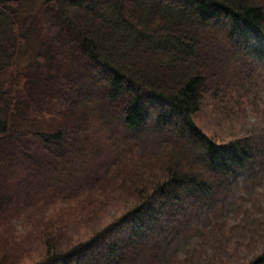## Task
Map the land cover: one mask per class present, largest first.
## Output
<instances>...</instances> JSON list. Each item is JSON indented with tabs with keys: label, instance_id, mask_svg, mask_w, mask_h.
Masks as SVG:
<instances>
[{
	"label": "trees",
	"instance_id": "1",
	"mask_svg": "<svg viewBox=\"0 0 264 264\" xmlns=\"http://www.w3.org/2000/svg\"><path fill=\"white\" fill-rule=\"evenodd\" d=\"M256 60L264 0H0V230L30 245L0 264H187L185 217L264 171V134L199 122L256 103Z\"/></svg>",
	"mask_w": 264,
	"mask_h": 264
},
{
	"label": "rangeland",
	"instance_id": "2",
	"mask_svg": "<svg viewBox=\"0 0 264 264\" xmlns=\"http://www.w3.org/2000/svg\"><path fill=\"white\" fill-rule=\"evenodd\" d=\"M252 64L255 76L251 80L249 93L257 97L256 103L250 102L245 106L243 113H237L225 120L216 119L210 111H205V117L199 122L212 137L240 139L264 134V61H252ZM152 138L141 145L142 153H157L163 149L164 145ZM248 176L249 173H245L239 177L238 184L227 199L216 201L211 206L193 211L185 217V223L190 221V227H185L181 231L183 242L178 247L184 246L185 250L187 246L191 249L192 256L189 257L187 264H245L264 250V171L259 172L257 177L251 180ZM246 185L249 186L248 191L243 189ZM28 211L27 209L24 213ZM116 212L117 210L112 209L108 214L115 216ZM214 227L219 228L221 233L213 236L216 239L211 237L204 246L198 237L204 229ZM9 229L12 231V228ZM11 231L0 230V250L3 251L6 247L11 254L20 257L30 245L26 244L28 240L20 239L23 235L21 234L17 241L19 247L16 244L6 246L7 240L11 239ZM202 235L204 236V233ZM219 237L222 239L218 240ZM184 250L181 249L178 254ZM1 251L0 256L5 253ZM27 256L28 254H25V257ZM25 257L22 264H29Z\"/></svg>",
	"mask_w": 264,
	"mask_h": 264
}]
</instances>
